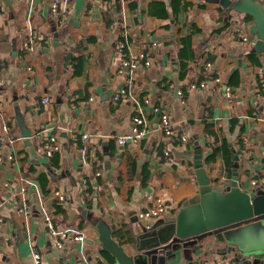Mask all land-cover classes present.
<instances>
[{
	"label": "crops",
	"instance_id": "1",
	"mask_svg": "<svg viewBox=\"0 0 264 264\" xmlns=\"http://www.w3.org/2000/svg\"><path fill=\"white\" fill-rule=\"evenodd\" d=\"M52 2L0 0V134L8 138L0 162V264H35L32 245L41 254L40 264H116L102 251L92 217L100 215L131 253L129 239L139 233L140 211L162 199L166 217L199 201L198 147L217 185L225 187L232 179L235 153L240 180L249 190L252 178L264 177L259 76L260 68L264 75V53L252 52L254 45L241 37L248 33L254 39L248 15L210 0H110L108 6L104 0H66L55 15ZM32 34L37 38L27 50L24 43ZM124 39L132 55L150 53L152 65L120 72L116 46ZM207 62L224 89L190 87L204 77ZM226 86L233 88L231 101ZM124 87L129 98L115 101ZM45 95L52 100L39 108ZM156 107L168 112L186 141L164 135ZM136 117L150 132L139 143L120 147L117 136L131 132ZM20 123L36 133L31 143L22 137ZM74 134H87L89 140L75 144ZM50 137H56L60 150L47 156L42 145ZM93 148L94 161L83 162ZM46 213L58 229L81 230L84 246L71 239L70 231L59 248ZM221 244L213 235L206 237L196 258L229 264L218 250Z\"/></svg>",
	"mask_w": 264,
	"mask_h": 264
},
{
	"label": "water",
	"instance_id": "2",
	"mask_svg": "<svg viewBox=\"0 0 264 264\" xmlns=\"http://www.w3.org/2000/svg\"><path fill=\"white\" fill-rule=\"evenodd\" d=\"M210 1L252 17L255 43L251 51L262 55L264 5L259 0ZM19 126L22 137L28 139L25 142L31 143L36 133L25 130L22 123ZM233 159L232 179L219 188L217 179L208 174L202 149L198 147L195 174L199 201L159 218L150 228L137 217L139 233L136 239H129L131 253L114 238L110 225L100 215H94L92 220L99 232L102 251L116 264H198V251L204 249L206 237L213 235L222 243L218 250L226 255L224 259L229 264H264V190H249L246 180H240V155L235 153Z\"/></svg>",
	"mask_w": 264,
	"mask_h": 264
},
{
	"label": "built area",
	"instance_id": "3",
	"mask_svg": "<svg viewBox=\"0 0 264 264\" xmlns=\"http://www.w3.org/2000/svg\"><path fill=\"white\" fill-rule=\"evenodd\" d=\"M121 1L125 2L129 0H121ZM63 2H66V0H53L52 10L55 15L60 14ZM109 3H110V0H104L105 6H108ZM131 29L132 28L128 26L124 30V33L126 36H128L129 34L128 32H130ZM241 37L243 41L247 43L249 46L254 45L255 39H253L248 33H242ZM36 38L37 36L35 34H32L31 38L26 40V42L24 43V48L27 50L32 48L31 44L33 43V40ZM129 46H130V43L127 39L119 41V43L116 46V52L120 57V69H119L120 72H125V70H127L128 72L132 74L139 69L147 68L152 65L150 53L146 51H141L137 55H132L129 52ZM210 69H211V63L207 62L204 65V77L200 78L198 81L192 82L190 87L206 89L208 88V86H210V84H212L211 87L213 90L224 89L222 86L221 77L212 75ZM259 76L261 79V82H260L261 88H263L264 87V75H263V70L261 68L259 69ZM127 82L128 83L131 82V76L128 78ZM1 83L2 82L0 81V84ZM225 90H226V94L228 97V101H231L233 98V88L230 86H226ZM180 94L183 95L182 92H180ZM129 96H130V93L128 92V89L124 87L114 94L113 99L117 101L121 99H127L129 98ZM51 100L52 99L50 98V96L45 95L38 102V107L40 108L41 106H44ZM145 102H148V100L145 99ZM155 110L161 113L160 128L163 130L164 135L169 140L174 141L179 138L182 141H186L188 139L185 134H177L175 132L171 116L168 114L166 110L164 109L162 110L161 107H156ZM149 132H150V128L148 127L145 120L142 117H136L134 118V126H133L132 131L129 133L118 135L116 138V141L120 147H124L130 143L137 144L141 140H143ZM209 137L212 142H215L212 136H209ZM7 139L8 138L6 137V135L0 134V162L3 160V145L5 144ZM73 139H74L75 144H78L79 139H81L84 143H87V141L89 140V136L87 134H83L79 137L77 134H74ZM42 150L46 153L47 156H52L56 151L60 150V144L58 143L56 137H50V140L46 141L42 145ZM88 155H89V158H86V154H84L83 162L90 163L94 161L95 149L94 148L90 149ZM163 155L169 158L170 152L168 151V149L163 150ZM95 174L100 175V172L96 171ZM250 185L252 189L254 190H264V177H262L261 179L252 178V180L250 181ZM83 190L86 196H90V184L85 179L83 180ZM56 196L59 202L65 201V198L61 193L56 192ZM21 210H24L26 214L30 213V211L26 207L21 208ZM166 213H167V205L164 203L162 199H158L153 206L149 207L147 210L140 211L137 217L146 228H150L156 220H158L159 218L165 217ZM44 217L49 227L50 233L56 240V244L59 248H62L64 246V242L68 240L70 236L72 235L70 231L74 234L72 235L73 237L71 239L73 241H77L81 243V245L84 246L86 242V236L83 234L81 230L58 229L55 227L53 217L50 214L46 213ZM2 221L3 220L0 217V226H1ZM32 253H33L34 260H35V264H40L41 254L39 250L33 245H32ZM97 264H100V263H97ZM198 264H207V261L205 259L200 258L198 261ZM215 264H225V262L223 259H219L215 262Z\"/></svg>",
	"mask_w": 264,
	"mask_h": 264
},
{
	"label": "trees",
	"instance_id": "4",
	"mask_svg": "<svg viewBox=\"0 0 264 264\" xmlns=\"http://www.w3.org/2000/svg\"><path fill=\"white\" fill-rule=\"evenodd\" d=\"M119 1H120V0H119ZM133 6H135V4H134V3L132 4V7H133ZM249 18H251V19H252V17H251V16H249ZM209 128H210V127L208 126V130H209ZM39 180H40V182H41V184H42V186H43V189H44L45 191H48V190H47V188H46V185H47V183H48V182H47V180H46V179L42 180V178H41V177H40V179H39Z\"/></svg>",
	"mask_w": 264,
	"mask_h": 264
},
{
	"label": "rangeland",
	"instance_id": "5",
	"mask_svg": "<svg viewBox=\"0 0 264 264\" xmlns=\"http://www.w3.org/2000/svg\"><path fill=\"white\" fill-rule=\"evenodd\" d=\"M219 188H223L224 186H222V185H217Z\"/></svg>",
	"mask_w": 264,
	"mask_h": 264
}]
</instances>
